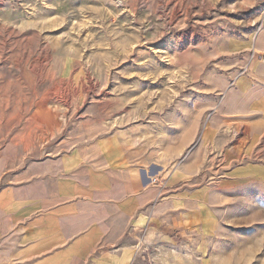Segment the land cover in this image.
<instances>
[{
	"label": "crops",
	"instance_id": "obj_1",
	"mask_svg": "<svg viewBox=\"0 0 264 264\" xmlns=\"http://www.w3.org/2000/svg\"><path fill=\"white\" fill-rule=\"evenodd\" d=\"M226 51L251 57L209 76L177 140L159 146L120 118L51 145L3 143L0 264H211L222 192L264 182V29Z\"/></svg>",
	"mask_w": 264,
	"mask_h": 264
},
{
	"label": "rangeland",
	"instance_id": "obj_2",
	"mask_svg": "<svg viewBox=\"0 0 264 264\" xmlns=\"http://www.w3.org/2000/svg\"><path fill=\"white\" fill-rule=\"evenodd\" d=\"M263 15L264 0H0V147L120 118L159 146L177 140L178 114H203L209 76L249 62L227 44L264 29ZM221 195L211 264H264V182L235 179Z\"/></svg>",
	"mask_w": 264,
	"mask_h": 264
},
{
	"label": "built area",
	"instance_id": "obj_3",
	"mask_svg": "<svg viewBox=\"0 0 264 264\" xmlns=\"http://www.w3.org/2000/svg\"><path fill=\"white\" fill-rule=\"evenodd\" d=\"M263 17H264V15H263ZM153 181H156L155 179H153Z\"/></svg>",
	"mask_w": 264,
	"mask_h": 264
}]
</instances>
